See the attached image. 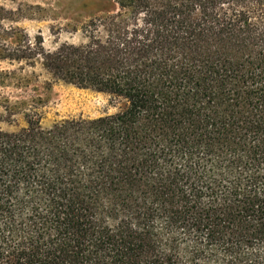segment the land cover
Listing matches in <instances>:
<instances>
[{
  "label": "trees",
  "instance_id": "1",
  "mask_svg": "<svg viewBox=\"0 0 264 264\" xmlns=\"http://www.w3.org/2000/svg\"><path fill=\"white\" fill-rule=\"evenodd\" d=\"M112 1L0 52L123 102L43 126L4 99L0 264H264V0Z\"/></svg>",
  "mask_w": 264,
  "mask_h": 264
},
{
  "label": "rangeland",
  "instance_id": "2",
  "mask_svg": "<svg viewBox=\"0 0 264 264\" xmlns=\"http://www.w3.org/2000/svg\"><path fill=\"white\" fill-rule=\"evenodd\" d=\"M112 0H0V52L15 48L26 38H41L45 48L67 41L77 43L83 37V25L89 20L113 12ZM5 72H10L6 75ZM40 65L29 66L19 59H0V109L4 99L24 101L41 98L37 111L41 123L69 117L95 118L120 110L123 102L106 92L79 88L72 84L50 81ZM8 99V100H7ZM23 110L14 113L9 122L0 120V127L13 131L25 125Z\"/></svg>",
  "mask_w": 264,
  "mask_h": 264
}]
</instances>
